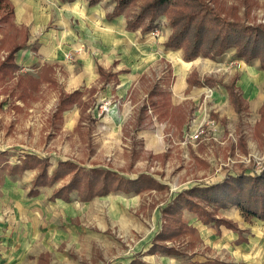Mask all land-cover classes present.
<instances>
[{"label":"rangeland","instance_id":"1","mask_svg":"<svg viewBox=\"0 0 264 264\" xmlns=\"http://www.w3.org/2000/svg\"><path fill=\"white\" fill-rule=\"evenodd\" d=\"M222 1L220 8L233 12L238 20L264 26V0ZM139 7L136 3L128 16L133 17ZM4 17L7 18L2 22ZM161 20L156 32L162 26L171 28L168 19L165 24ZM14 24V12L0 10V63L6 57L10 39L17 42L25 39L21 24H15L17 30ZM32 46L33 50H25V55L18 57L19 74L36 78L40 74L41 57L37 52L38 42ZM71 56L67 59L71 60ZM219 58H225L220 60L226 64L221 66L225 69L223 74L232 69V63L243 62L237 59L236 49ZM251 64L258 66L261 60ZM163 68L164 65L160 66L162 72ZM62 72L58 73L61 81ZM7 78L14 79L9 75ZM148 83L146 79L142 84L145 88L132 93L128 99L112 93L113 88L99 89L93 110L97 118L95 125L78 126L79 110L73 109L65 114L63 126L61 119L54 118L61 94L56 83L43 86L39 93L7 95L11 90L9 82L0 80V153L7 154L6 160L11 165H20L27 155L46 159L49 175L65 162L74 167L65 171L64 177L51 187L41 188L37 198L28 195L39 168L27 170L16 178L9 176L8 170L0 169L1 203L15 212L18 208L27 209L26 218L21 217V221L16 219L17 212L10 214L8 224L19 235L20 242L10 245L13 257H7L2 264H10L12 260L14 264H33L39 255L38 264H130L135 260L146 264H187L186 253L211 261L264 264V222L255 220L246 233L249 244L236 247L233 243L223 244L226 235L218 237L210 227L206 238H198V232L189 226L198 216L187 208L163 214L167 205L184 190L218 185L240 175L253 177L263 170L264 109L260 113L259 109L264 105V98L260 101L249 96L250 112L241 121L228 100L220 101L223 92L219 89L220 97L210 91L183 93L178 99V103L184 104L182 111L174 112L167 103H164L163 116L148 111L135 138L136 120L142 108L139 103L150 93ZM20 84V87L25 85ZM169 84L170 81L166 83L167 88ZM256 89L264 92V85L257 84ZM90 92V98H95L94 91ZM93 104L91 100L84 103L87 107ZM190 111L193 117L183 121V115ZM82 116V120L87 119L86 112L82 111ZM94 169L109 174L94 178L98 183L91 194L72 190L69 197L65 193H60V198L54 197L69 185L77 171ZM141 174L156 182L144 185L138 192L123 191L122 180L136 181ZM104 184L106 190L102 188ZM202 206L217 219L237 223L243 217L231 203L225 207L217 202L202 203ZM163 231L164 235L177 233L159 237ZM159 244L178 252L177 258L165 256L157 248ZM22 246L28 253L23 262L14 255L22 253Z\"/></svg>","mask_w":264,"mask_h":264},{"label":"crops","instance_id":"2","mask_svg":"<svg viewBox=\"0 0 264 264\" xmlns=\"http://www.w3.org/2000/svg\"><path fill=\"white\" fill-rule=\"evenodd\" d=\"M10 2L14 9V23L16 25L21 24L19 26L26 31L28 40L27 47L18 51L15 57L14 64L18 67L19 72L14 73L12 81L9 78L5 81L6 84L9 82L8 88L12 90H9L10 92L8 91L7 95L39 93L43 86H54L55 83L58 91L61 92L58 100L63 94L77 93V101L68 105L63 111L61 119L63 126L65 114L73 109L79 110L78 126L81 124L89 126L91 123L95 125L97 118L93 114L94 108L93 106L87 107L84 103L89 100L93 103L97 102L99 89L113 88L112 93L120 98L125 97L128 99L132 93L140 91L143 87L145 88L142 84L145 83L146 79L149 81L146 87L150 91L158 85L162 90L166 88L170 92L169 103L174 112L182 111L184 108L183 102L179 101L178 103V99L183 93L185 95V93L189 94L191 92L200 93L203 91V93H208L210 91L215 96L218 94L220 97L219 90H221L223 100L220 101L224 102L226 99L231 104L225 85L232 80H236V86L241 89L249 112L251 95L255 100L261 101L264 98V92H257L256 89L257 84L264 85V81H259V78H264V71L260 70V64L257 66V64H251L252 62L248 64L244 61L242 63L236 61L232 63L230 72L223 74L225 71L223 67L226 64L220 60H225V58L212 60L199 57L192 61H186L183 50H170L165 47L166 42L172 35L171 28L162 26L155 37H148L153 32L146 35L142 34L141 31H128V21L125 16L110 20L108 16L114 11L116 0H100L96 4H90V0H10ZM161 21L162 24H165L167 19L163 17ZM156 36L159 39H156ZM35 42H38L37 52L41 57L39 59L41 60L39 77L35 78L29 74L22 76L19 74L21 73V67L18 63V57L22 58L25 55V50H33L32 45ZM68 55H72L71 60L67 59ZM33 58L36 59V56H33ZM156 61L160 62L152 65ZM163 65L162 72L160 66ZM100 69L113 74L111 80L106 84L101 78ZM59 70L63 71L60 73V76H64L62 81L58 78ZM15 74H19V76H15ZM65 76L67 77L65 78ZM207 78L213 79V86H200L194 83L204 82ZM244 79H246L245 82ZM25 80L29 83L27 84ZM21 81L25 85L19 88ZM166 81H170L169 88L166 87ZM19 89H21V92ZM92 90L95 98L91 99L92 92L90 91ZM149 95L150 93L145 95L142 103H139L140 107L145 103L149 104L148 102L151 99ZM231 105L233 106V104ZM262 109H264V105L259 109V113ZM82 111L87 114L86 120H82ZM183 116L190 120L193 117V112L190 111ZM154 120L158 121L157 118ZM140 126H143V122ZM140 126H137L134 136ZM26 210V208H18L16 219L21 221V217L26 218ZM16 212L9 205H3L0 201V264L7 257H13L10 254L13 251L10 245L20 242L19 235L8 224L11 219L10 214ZM255 220L264 222L256 218ZM255 220L251 223L246 222L243 217L237 223L229 220L238 227L239 232L227 226L216 227L213 223L207 225L200 221L198 217L192 222L193 224H188L198 232V238H206L210 227L214 235L218 237L226 235L223 244L233 243L234 246L241 247L249 244V237L246 236V233L249 232V228ZM186 244L188 245V240ZM21 249L22 253H15L14 255L23 262L27 252L24 251L23 246ZM169 255L177 258V253L165 254L167 257ZM184 255H186L184 259H187V264H213V262L235 264L221 260H206L200 255L195 256L190 253ZM39 256L33 264H38ZM10 264H14V260Z\"/></svg>","mask_w":264,"mask_h":264},{"label":"trees","instance_id":"3","mask_svg":"<svg viewBox=\"0 0 264 264\" xmlns=\"http://www.w3.org/2000/svg\"><path fill=\"white\" fill-rule=\"evenodd\" d=\"M99 1L90 0V4H96ZM115 3L116 7L109 14V19L112 20L125 15L128 21L127 30L130 32L141 31L142 34L146 35L151 32L154 33L158 30L161 18L165 17L168 19L172 35L166 42L165 47L170 50H183L186 61H192L199 57L215 60L229 50L236 49L237 59L248 64L257 59L261 60L260 70L264 71V26L248 25L238 20L233 12L220 8L219 5L223 4L222 0H116ZM136 3L140 5L139 12H135L133 17L130 18L127 13ZM2 9H9L14 12L10 0H0V10L2 11ZM5 18L7 17H4V21L2 20V22H5ZM13 27L16 30L18 29L15 24ZM24 38V40L18 42L17 40L10 39L9 47L6 49V57L0 63V80L5 79L6 81L8 75L13 77L14 73L18 71V67L14 64V61L18 51L27 47V33ZM100 74L105 84L113 76V74L105 72L103 69H100ZM20 83L19 87L21 86ZM194 83L200 86H213L214 81L211 78H207L204 82ZM225 87L229 93L231 104H233L240 120L243 121L244 117L248 114V105L244 100L241 89L236 86V80H232ZM77 95V93L71 95L63 94L60 97L59 110L54 116L55 119H62L63 111L68 105L77 101ZM169 96L170 92L166 88L162 90L156 85L150 91L149 97L151 99L148 102L149 104L145 103L139 111L137 126L142 124L143 117L147 116L150 109L152 113L163 116L164 103H167L166 105L171 107ZM92 106L95 108L96 103ZM182 120L186 121V118ZM6 156L7 154L0 153V169L3 171L8 170V174L11 177L22 176L27 170L39 168V173L33 180L28 195L34 198H37L40 194L41 188L51 187L53 183L64 177L65 171H71L74 168L70 162H65V164H60L49 175L50 167L48 161L40 159L37 155H27L26 158L21 160L20 165H11L6 160ZM81 171H77L70 179L69 185L62 192L55 194L54 197L60 198L62 197V193H65L64 195L69 197L72 190H79L80 194L84 192L86 195L91 194L93 186L98 183L94 181V178L102 173H107L98 169H94L91 172L86 170ZM107 175L103 177L105 180L107 179ZM152 182L155 183L156 180L151 179L146 174H141L136 181L122 180L121 188L126 193L135 192L136 190L138 192L144 185L149 186ZM102 188L106 190V185L104 184ZM211 202H217L221 207H225L229 203L235 205L241 211L244 220L248 223H251L255 218L264 221V168L253 177L240 175L234 180H225V182L218 185H212L203 189L196 187L191 190H184L167 205L163 214L168 215L169 210L175 211L187 208L198 216L200 221H203L207 225L213 223L216 227L227 226L239 232L238 227L232 221L217 219L208 209L202 206V203ZM174 233L177 232H171L168 235H173ZM168 235H164L163 231L159 237H167ZM157 248L163 254L177 253L178 255V252H175L171 248L168 249L162 244L157 245ZM133 262H135L134 264H146L137 260ZM213 264L221 263L213 262Z\"/></svg>","mask_w":264,"mask_h":264},{"label":"built area","instance_id":"4","mask_svg":"<svg viewBox=\"0 0 264 264\" xmlns=\"http://www.w3.org/2000/svg\"><path fill=\"white\" fill-rule=\"evenodd\" d=\"M154 33H157V32H154Z\"/></svg>","mask_w":264,"mask_h":264}]
</instances>
